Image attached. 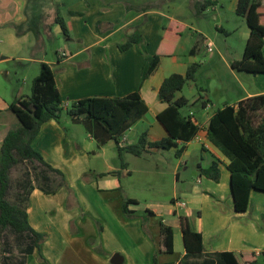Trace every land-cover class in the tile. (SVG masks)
<instances>
[{"label": "crops", "instance_id": "0c3cea01", "mask_svg": "<svg viewBox=\"0 0 264 264\" xmlns=\"http://www.w3.org/2000/svg\"><path fill=\"white\" fill-rule=\"evenodd\" d=\"M205 1L212 4L199 8ZM42 4L46 17L36 39L30 32L18 36L14 29L26 21V0H0V56L4 57L0 60V147L7 133L18 125L8 106L30 94L41 63L54 72L64 108L84 98H121L138 92L147 111L120 137L121 148L135 143L143 133L148 142L168 136L157 119L166 107L157 101L158 90L169 75H185L190 65L198 64L196 80L190 82L195 93L191 98L184 94V88L177 93L188 100V108L198 106L193 112H183L185 107L180 110L197 132L192 141L177 143L184 146L178 156L176 147L148 149L140 156L122 152L120 159L114 141L99 144L81 122L65 114L60 123L50 120L42 124L32 147L63 176L39 165L34 169L26 161L18 163L10 171L9 199L23 193L19 187L28 177L30 189L24 205L28 222L34 231L46 235V240L39 249L27 252L26 246L11 236L9 244L0 237V264L10 260L42 264L39 252L48 264H110L115 253L123 258L122 264H152L159 221L173 230V253L158 254V264H178L186 254L180 216L187 217L190 226L202 235V258H190L189 264L205 260L216 264L206 254L221 252L259 255L264 250V192L252 190L246 212L236 213L230 194L229 159L206 136L209 120L218 109L264 94V74L237 72L230 66L242 57L249 36L244 20L235 14L237 0H43ZM56 12L64 21L67 37L61 29L56 30L58 25L47 29ZM169 22L184 27L174 54L161 56L154 74L143 79L162 39V26ZM135 28L144 40L146 55L134 44L125 51L118 49ZM59 36L63 37V47L47 58L44 46ZM207 41L213 44L211 53L215 56L205 51ZM202 50L210 58L204 62L199 58ZM262 53L264 57V46ZM12 66L19 68L21 77L26 75L20 79L10 70ZM202 67L208 70L205 87L197 84ZM215 71L222 90L219 94H212L210 77ZM192 155L197 161L189 168ZM213 162L218 164V182L200 174ZM162 165L170 167L169 199L141 197L158 189ZM122 196L134 201L128 206L130 211L153 213L147 223L150 237L142 231L140 220L124 218ZM99 247L107 256L96 252Z\"/></svg>", "mask_w": 264, "mask_h": 264}, {"label": "trees", "instance_id": "16d2710c", "mask_svg": "<svg viewBox=\"0 0 264 264\" xmlns=\"http://www.w3.org/2000/svg\"><path fill=\"white\" fill-rule=\"evenodd\" d=\"M43 0H26V21L14 27L16 35L26 32L38 39L40 26L46 17V6ZM51 2V0H50ZM212 4L211 1L199 3L203 9ZM29 5L31 7H29ZM29 11H31L29 13ZM75 14V13H71ZM235 14L243 19L249 36L246 40L242 57L230 63L233 70L248 74H264V0H237ZM58 25L64 37L68 36L63 19L56 12L53 24L47 29ZM162 39L157 50L148 62L143 79L156 71L161 56H172L180 40L184 27L169 22L162 26ZM143 55L145 43L138 28L128 36L127 41L118 45L120 51L127 50L131 45ZM199 65L192 64L187 68L185 75L171 74L166 77L157 93V101L166 107L157 115V119L167 132V137L155 142H148L146 133L140 135L133 144L119 147V139L133 124L142 118L147 108L138 92L130 93L121 98L90 97L75 101L69 107H63V101L56 87L54 72L46 63H41L39 74L32 80L30 94L13 101L8 106L16 118L18 125L11 129L0 147V237L5 244H9L11 236L18 244H24L26 251L33 248L39 249L46 240V235L37 233L28 222L25 211V201L30 189V180L20 184L23 193L9 199L10 171L22 162H28L37 169L36 165L47 172L55 173L62 177V173L48 165L40 153L32 147V142L38 135L42 124L55 120L59 122L62 114L74 121L81 122L85 130L99 144L114 141L117 145L119 157L122 152L140 156L148 149L178 148L176 155L183 152L184 146L178 147L177 143L186 144L192 141L197 128L189 117H184L180 110L187 106L188 100L183 96L177 97L187 82H194ZM1 114V110H0ZM207 139L216 146L228 159L227 170L230 173V194L234 211L244 213L249 204V195L252 190L264 192V94L239 101L236 105H225L218 109L210 118L207 129ZM200 174L213 182L219 180L218 164L213 162L207 169H201ZM68 193L72 191L65 185ZM42 190L44 187L41 186ZM46 188V187H45ZM50 190V189H49ZM133 200L122 196L121 211L125 219L140 220L142 231L150 237L147 223L153 213L146 210L143 214H136L128 209ZM182 242L185 256L178 264H189L190 258H202L204 253L202 235L196 232L187 217H179ZM98 227L99 224H98ZM71 232L75 233L73 225ZM173 230L170 226L159 221V237L152 254V264H158V254L173 253ZM96 252L104 254L100 249ZM215 259L216 264H264V250L256 255L252 252H221L206 254ZM38 261L48 264L39 252ZM212 264L205 260L200 264ZM6 264H15L10 260ZM23 264V261H17Z\"/></svg>", "mask_w": 264, "mask_h": 264}, {"label": "rangeland", "instance_id": "374dc122", "mask_svg": "<svg viewBox=\"0 0 264 264\" xmlns=\"http://www.w3.org/2000/svg\"><path fill=\"white\" fill-rule=\"evenodd\" d=\"M55 28H56V26H55ZM62 38H63L62 36H59V40H56L53 43L52 42H48V44H46V46H44V47H46L47 56H48L47 58H50V55H53L56 50H58L61 47H63L64 42H63V39ZM210 54L215 56V53H210ZM200 56L201 57H199V58H200V60L202 62H204V60L207 61V59H210V58H206V54H205L204 50L201 51V55ZM10 70H14L18 74V76H20V79H22V77L26 75V74H24L21 77L20 72H19V68L17 66L10 67ZM205 73L208 74V70L205 69V68L201 69V76H198L199 80L197 82V84L199 86H202V87H205L206 86V82H207L206 81V77L207 76H206ZM9 78H12V77H9ZM210 80H211V86H212V94L215 93V92H216V94L221 93L222 90H221V87L218 84V81L220 80L218 78V71H215L214 72V75H212V77H210ZM192 85H193L192 83L187 82L184 85V87H183L184 88V94L188 98H191L192 94L195 93L194 92L195 91V88ZM227 93L228 92L225 91V96L227 95ZM231 93H232L231 96H234L235 91L232 90ZM197 108H198V106H195V107L191 106L189 108L187 106V107H185L183 109V112H185V113H188L189 111L193 112ZM196 161H197L196 157L194 155H192L191 158L189 159V168L190 167L192 168V166L195 165V162ZM153 165H154V163L152 162L151 163V167H153ZM161 168L163 169V174L159 176V179H158V189L155 190V191H153L152 189L150 191H146L144 193V195H141V197L157 198V199H162V200L163 199H166V200L169 199V194L171 192V190H170L171 189V182H170V177H169V175H167V173H168V170H169L170 167L167 166V165H162ZM189 181H190V184H192V182H193L192 178H190ZM100 250H102V249L100 248ZM104 255L107 256V254L105 252H104Z\"/></svg>", "mask_w": 264, "mask_h": 264}, {"label": "water", "instance_id": "95a60500", "mask_svg": "<svg viewBox=\"0 0 264 264\" xmlns=\"http://www.w3.org/2000/svg\"><path fill=\"white\" fill-rule=\"evenodd\" d=\"M56 30L60 31V27L56 26ZM2 59H4V57L0 56V60ZM122 262H123V258L117 253L113 254L110 258V264H122Z\"/></svg>", "mask_w": 264, "mask_h": 264}, {"label": "built area", "instance_id": "2783aa9c", "mask_svg": "<svg viewBox=\"0 0 264 264\" xmlns=\"http://www.w3.org/2000/svg\"><path fill=\"white\" fill-rule=\"evenodd\" d=\"M204 49L207 53H211L213 51V44L210 41H207L205 43ZM64 56V54H63ZM179 206H184V203L178 202L177 203Z\"/></svg>", "mask_w": 264, "mask_h": 264}]
</instances>
